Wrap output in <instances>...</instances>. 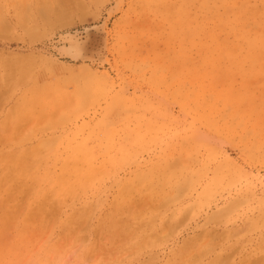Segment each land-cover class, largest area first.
<instances>
[{"label":"rangeland","instance_id":"obj_1","mask_svg":"<svg viewBox=\"0 0 264 264\" xmlns=\"http://www.w3.org/2000/svg\"><path fill=\"white\" fill-rule=\"evenodd\" d=\"M240 261L264 264V0H0V264Z\"/></svg>","mask_w":264,"mask_h":264},{"label":"bare ground","instance_id":"obj_2","mask_svg":"<svg viewBox=\"0 0 264 264\" xmlns=\"http://www.w3.org/2000/svg\"><path fill=\"white\" fill-rule=\"evenodd\" d=\"M92 36V35H91ZM88 37V36H87ZM90 37V36H89ZM92 38V37H91ZM94 38V37H93ZM92 38V39H93ZM97 38V37H96ZM87 40V39H86ZM86 40H85V42L83 43V47H84V49H85V51H84V53L85 52H87L88 50H89V48H90V45L89 44H91L92 42H91V40L89 41V39L87 40V42H86ZM96 40H98V38L96 39ZM101 40V39H100ZM92 41H94V40H92ZM95 42V41H94ZM94 42H93V44H94ZM250 42V41H249ZM253 42V41H252ZM251 42V43H252ZM96 43V42H95ZM248 43V42H247ZM96 45V44H95ZM247 45H249V44H247ZM256 45V44H255ZM94 47V46H93ZM257 48H258V46H256ZM250 48H254L253 46L252 47H250ZM249 49V48H248ZM255 50V49H254ZM253 50V51H254ZM90 52V51H89ZM93 53H94V51H92ZM88 53V52H87ZM253 53V52H252ZM86 54V53H85ZM250 55H251V52L249 53ZM90 58V57H89ZM92 59V58H91ZM83 74V73H82ZM80 78V77H79ZM81 146V145H80ZM82 147H80V149H81ZM77 149V148H76ZM51 152H53V151H51ZM74 152H75V150H74ZM83 152V151H82ZM24 154V153H23ZM53 154H54V152H53ZM72 155H71V159H70V162H71V165L73 164V161H75V162H77V163H79L80 161H81V150H77V153H76V155L73 157V153H71ZM27 155V154H26ZM25 155V156H26ZM30 154H28V156H29ZM68 155V154H67ZM46 156V155H45ZM29 157H31V156H29ZM28 157V158H29ZM24 158H26V157H24ZM35 158V157H34ZM50 158V157H49ZM48 158V159H49ZM61 158V157H60ZM86 158V157H85ZM30 159V158H29ZM67 159V158H66ZM74 159V160H73ZM22 160H24V162L26 161L25 159H22ZM40 160V159H39ZM43 160V159H42ZM84 160V159H83ZM64 161V160H63ZM68 161V160H67ZM45 162V161H44ZM84 162V161H83ZM26 163H29V161L28 162H26ZM32 164H27V165H25L24 166V168L22 167V165H21V163L18 161V165L15 167L14 166V169L12 170V172L10 173V176L8 177V183L10 184V183H12V182H14V184L13 185H15V186H17V188L18 189H20L21 190V193H23L24 191H28V192H31L32 194H33V192H34V184L31 186V184H32V182H33V176H34V172H35V170H36V161L33 163V162H31ZM61 163H62V167H63V162L61 161ZM65 163V162H64ZM67 163H69V162H67ZM66 163V164H67ZM65 164V165H66ZM42 165V164H41ZM40 165V166H41ZM80 165H82L81 163H80ZM50 167V166H49ZM74 167H76V166H74ZM74 167H69V170L67 171V170H65L66 172H65V174L63 173V175H61L62 176V179H61V177H60V179H59V177H58V180L56 179L55 180V178L57 177V176H54V178H53V183L54 184H56V187H57V191L58 192H61V191H64L62 188L63 187H65L66 185V183H68V181H72V180H74L72 183L75 185V184H78V183H80V182H83L84 181V177H85V175H83L81 172L82 171H80V169H78V168H74ZM63 169V168H62ZM66 169V168H65ZM64 170V169H63ZM62 170V171H63ZM40 171V170H39ZM94 172V171H93ZM36 174V173H35ZM40 174V173H39ZM62 174V173H61ZM94 175L96 174V173H93ZM92 174V175H93ZM46 175H51L49 172H47L46 173ZM52 176V175H51ZM38 177H39V175H38ZM47 178V177H46ZM51 178V177H50ZM47 182V181H46ZM48 182H49V180H48ZM91 183V182H90ZM89 183V184H90ZM93 183V182H92ZM91 183V184H92ZM47 184V183H46ZM86 184V183H85ZM85 184L83 183V184H81L82 186H85ZM97 184V183H96ZM186 184H188V183H186ZM11 185V184H10ZM50 185H51V183H50ZM88 185V184H87ZM86 185V186H87ZM183 185V184H182ZM31 186V187H30ZM41 186V185H40ZM52 186V185H51ZM67 186H68V184H67ZM77 186V185H76ZM92 186V185H91ZM161 186V185H160ZM178 186V185H177ZM71 187H72V185H71ZM88 187H89V185H88ZM96 187V186H95ZM94 187V188H95ZM178 187H180V186H178ZM178 187H177V189H178ZM184 187V186H183ZM68 188V187H67ZM75 188H77V187H75ZM83 188V187H82ZM85 188V187H84ZM69 189H71L70 187L68 188V190ZM79 189H81L80 187H79ZM78 189V190H79ZM87 189V187L85 188V190ZM175 189H176V187H175ZM187 189V188H186ZM75 190V189H74ZM84 190V191H85ZM92 190H93V188H92ZM91 190V191H92ZM179 190H180V188H179ZM179 190L176 192V193H178L179 192ZM41 191V190H40ZM80 191V190H79ZM82 191V190H81ZM90 191V192H91ZM181 191H182V188H181ZM180 191V192H181ZM183 191H185V190H183ZM182 191V192H183ZM87 192V191H86ZM86 192H84V193H86ZM95 192V191H94ZM181 192V193H182ZM41 193V192H40ZM62 193V192H61ZM74 193V192H73ZM29 194V193H28ZM55 194H56V191H55ZM71 194V193H70ZM75 194V193H74ZM79 195L81 194V193H78ZM73 194H71V196H72ZM76 195V194H75ZM74 195V196H75ZM87 195V194H86ZM182 195V194H181ZM12 196V195H11ZM57 196H59V193L58 194H56V196H54V195H52V193H51V195L49 194V193H46V194H44V197H42V198H40V200H38L37 201V206L38 207H40V203H44L43 204V209L44 210H46V211H48V213H50L51 214V212L53 213V211H55V209L57 208L56 206H59L60 204H62V199L64 198H62V199H59ZM77 196V195H76ZM25 197V196H24ZM39 197V196H38ZM54 197H56V199H58V200H56ZM67 197V196H66ZM77 197H75V199H76ZM81 198H82V195H81ZM64 200V199H63ZM71 200V199H70ZM77 200V199H76ZM85 198H84V201L83 202H85ZM24 201V200H23ZM165 202V201H164ZM163 202V203H164ZM66 203V202H65ZM162 203V204H163ZM5 205V204H4ZM42 206V205H41ZM53 206H55V208L53 207ZM91 206V205H90ZM89 206V207H90ZM21 207V206H20ZM91 207H93V206H91ZM229 207V205H227V207H225V210H226V208H228ZM54 208V209H53ZM87 208V207H86ZM84 210L85 209H83V211L82 210H78L76 213L74 212L73 213V217H75L74 219L75 220H77V221H80V220H82V219H84L83 217V215L85 214H82L83 212H84ZM190 210V209H189ZM223 210V209H222ZM85 211H87V209L85 210ZM219 211H221V210H219ZM218 211V212H219ZM19 212V211H18ZM58 212V211H57ZM186 212H187V210H186ZM225 212H227V211H225ZM224 212V213H225ZM20 213V212H19ZM48 213H46V214H48ZM220 213V212H219ZM16 214V213H15ZM75 214V215H74ZM81 214H82V217H81ZM111 214V213H110ZM113 214V213H112ZM186 214V213H185ZM184 214V215H185ZM218 214V213H217ZM221 214H223V212L221 213ZM57 215V214H56ZM182 215V214H181ZM44 216V215H43ZM86 216V215H85ZM52 217H53V215H52ZM113 217V216H112ZM132 217V216H131ZM187 216H185V218H186ZM18 218V217H17ZM46 218H49V217H46ZM45 218V219H46ZM114 218V217H113ZM182 218V217H181ZM87 218H85V220H86ZM32 220V219H31ZM184 220V219H183ZM82 221H84V220H82ZM71 222H72V220H71ZM86 222V221H85ZM181 222V221H180ZM172 223V222H171ZM142 224V223H141ZM166 225V224H165ZM168 225V224H167ZM130 226V225H129ZM176 226H178V224L176 225ZM82 227V226H81ZM171 227H172V224H171ZM80 228V227H79ZM83 229V228H82ZM79 230V229H78ZM133 230H134V228H133ZM146 232V231H145ZM151 236V235H150ZM149 236V237H150ZM153 236V235H152ZM152 236L150 237L151 239H152ZM155 236H157V235H155ZM156 238V237H155ZM158 241H159V239H158ZM155 242H157V240L155 241ZM148 243H149V241H148ZM146 246H147V244H145ZM150 246V245H149ZM143 247V246H142ZM141 247V248H142ZM148 247V246H147ZM143 249V248H142ZM141 249V250H142ZM192 260V259H191ZM193 260H194V258H193ZM188 261V260H187ZM219 263V262H218Z\"/></svg>","mask_w":264,"mask_h":264},{"label":"snow or ice","instance_id":"obj_3","mask_svg":"<svg viewBox=\"0 0 264 264\" xmlns=\"http://www.w3.org/2000/svg\"><path fill=\"white\" fill-rule=\"evenodd\" d=\"M98 7H103V6H98ZM65 54L70 55L74 58H79L82 54H84V47H83V41L79 38L76 37L72 40L71 46H66L65 47ZM191 264V262H189ZM240 264H251L249 261H240Z\"/></svg>","mask_w":264,"mask_h":264}]
</instances>
